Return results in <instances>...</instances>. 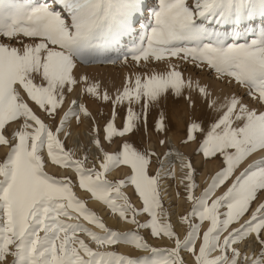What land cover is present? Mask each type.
I'll return each mask as SVG.
<instances>
[{
    "label": "snow or ice",
    "instance_id": "obj_1",
    "mask_svg": "<svg viewBox=\"0 0 264 264\" xmlns=\"http://www.w3.org/2000/svg\"><path fill=\"white\" fill-rule=\"evenodd\" d=\"M140 19L147 23L137 25ZM123 36L135 37L131 46L121 45ZM129 58L141 71L128 74L114 96L77 71L89 63L128 64ZM153 63L165 68L149 67ZM184 65L211 70L243 92L213 99L207 85L185 75ZM75 86L111 104L102 129L93 119L91 143L100 158L91 166L87 155L76 157L59 136L69 118L92 116L75 99L61 113ZM169 93L184 96L193 109L205 98L216 115L206 130L198 117H190L183 143L196 142L195 151L204 158H222L197 195L195 168L181 157L186 171L180 182L187 181L191 202L179 217L187 225L183 238L168 220L162 198L163 177L175 174L163 156L172 153L140 149L128 138L141 126L147 131L150 107ZM125 103L118 124L117 106ZM257 106L264 109V0H0V145L7 149L0 160V264H264V110ZM154 124L157 132L166 131L163 113ZM101 131L108 144L117 140L115 150L106 149ZM48 162L71 169L75 180L49 174ZM121 166L128 172L109 179L107 173ZM76 186L135 227H108L76 195ZM125 186L133 192L123 191ZM234 223L238 226L230 228ZM141 229L173 245L153 246ZM240 241L243 247L237 246ZM120 244L143 251L119 253L114 246Z\"/></svg>",
    "mask_w": 264,
    "mask_h": 264
},
{
    "label": "rangeland",
    "instance_id": "obj_2",
    "mask_svg": "<svg viewBox=\"0 0 264 264\" xmlns=\"http://www.w3.org/2000/svg\"><path fill=\"white\" fill-rule=\"evenodd\" d=\"M145 2L153 4L155 3V0H145ZM138 15L143 17L145 13H140ZM140 21L147 23V20L140 19L137 21V25L139 24ZM136 37H138V33L136 34ZM134 38H135L134 36H123L120 38V43L122 46H131V42ZM115 56H116V52L114 50L111 53L110 58L115 57ZM107 67H111V69H113L114 71H118V72L122 68L123 69L126 68L125 71H127L128 73L141 71V68L136 66L133 62H131L130 58H129L128 64H123L119 60H117L116 63H107V62L89 63V64L81 65L77 71H79L81 74H85L88 76L89 74L88 70L92 69L96 71V74L99 75L103 71H105ZM149 67H156L158 70H163L165 68V65L153 63L152 65H149ZM183 67L186 69L185 71L186 76L192 75V77L198 79L200 83L207 85L210 92L212 91L215 93L221 92L224 95L225 94L228 95L232 93V91H237L240 93L243 92L242 89L236 88L234 84L229 85L226 80L219 79V81L222 82L224 87L217 86L215 83V79L213 78V75H215V73L212 72L211 70H201V69L195 68L192 65H184ZM107 69H110V68H107ZM101 78L102 80L105 79L103 77ZM102 80L99 81L100 83H102L101 84L103 86L102 90L104 86L105 88L111 86L109 84H106L105 82L103 83ZM112 85H116V84L113 83ZM225 86L230 88V91H227L225 89ZM75 88H76L75 93L73 92V93L66 95L65 102L62 105L61 110H60L61 113L64 110H67V108L69 107L73 99L77 100L78 93H79V86H75ZM114 88L113 89L110 88V90L108 88L106 89H108L110 94H112L114 90V93H113V96H114L116 89H117V88L115 89ZM185 92L187 93V90ZM71 94L75 95V97L74 96L72 97ZM211 94H212L213 99L219 100V98L217 99L216 94L214 93H211ZM194 95H197V94L194 93ZM83 97L86 98L85 103L87 105V108L88 109L90 108L89 110L92 113V116L88 117L89 126H90L88 131L91 132L93 119H95L97 126L101 127L102 129V125L105 123L106 118L110 117V111H111L110 102L107 103L103 100H97L95 97H91L86 93L83 94ZM93 98H95L96 101ZM223 98H220V101H223ZM91 99L94 101H92ZM246 99L248 98L246 97ZM91 106L93 107L96 106V109L95 107L93 108ZM135 107H136V110L139 111V106H135ZM257 107H258V110H264V109H260L259 106ZM117 108H118V111L120 112V116L117 119V123L120 124L123 114L126 111L127 104L125 103L124 105H118ZM37 113L41 115V117L45 119L46 122H49L45 113L40 112L38 109H37ZM161 113L164 114V122L166 126V131L157 132L154 122L156 119L159 118ZM215 115L216 113L212 109H209L207 107L204 97L198 98L195 109H193L186 104L184 96L177 97L169 93V95L166 98H162L160 100L159 104H156L150 107L149 113H148V120H147V124H148L147 131L145 132L143 129V126H141V129L139 131H136L134 134H130L128 138L138 148L140 149L147 148L149 150H154L162 156L166 152H171L170 145L172 144L170 143L173 140L174 143L176 144L175 150H177V152L182 156L179 155L177 159H174L173 156H171V158L169 156H163V159L165 160L167 158H170L169 160H171V167L174 168L175 174L177 172L181 175V177L184 175V172L186 171L185 169L181 167V157H187L188 159L191 160L193 167L195 168L194 179L197 185L195 189V193L198 195L203 190V188H205L207 184L210 182L211 176L215 174V172L219 169V167L222 166V158L219 155H217L216 157L204 158L202 153L195 151L198 146L196 142L188 141L187 143H183V141L186 140L185 126L189 122L190 117H198L199 118L198 122H201L202 126L206 130L208 125L211 123L212 118ZM72 121H73V117L69 118V120L64 124L61 132L59 133V136L64 141L65 147L70 149L76 157L82 158L84 155H87L88 159L86 161V166H91V164L97 158H100V153L99 151H94V153L90 151L92 146L90 145V143L87 142V140H85L84 136L80 135V137L78 138V135L75 132L72 133V128H71L73 126ZM58 123H59V116H57L56 121L53 124V127L55 126V124H58ZM141 125H143V121H141ZM10 131H11V128H9V132ZM197 137L198 139L201 138V134L197 133ZM101 139H102V131H101ZM159 140H164L165 143L159 144L158 143ZM102 143L105 145L107 150H115L118 147V143L115 138L112 144H108V142L103 141V139H102ZM6 151H7L6 147L0 145V160L4 158ZM97 167H98V164H97ZM153 167L154 168L158 167V165H154ZM168 167L169 165L166 163L165 168H168ZM45 170L49 172V174L55 175L57 177H60L63 175H71L73 177V180H75L74 173L72 172L71 169L60 168L48 162L46 163ZM127 172H128L127 167L121 166V167L112 169L110 172L107 173V176L109 179L122 178ZM175 174L174 176L163 177L162 182H161L162 198H163L164 208L168 211V220L173 224L174 230L177 232V234L181 238H183V236L186 234L187 225L182 224L179 220V217L181 215L186 214L187 211L190 210L191 202H189L186 199L185 184L187 183V181H185L184 183H181L175 177ZM226 187H227V183L225 185L220 186L218 189H216L214 193L212 194V198H214L216 195L221 194L225 190ZM74 191L76 192V195L78 197L86 200L87 206L91 208L93 211H95L108 227L114 230H118V231H125V230L132 229L135 227L134 225L129 224L127 221L121 220L118 214L111 212V210L108 209L107 206L104 205L102 202L92 199L90 197V194L79 189L78 186L74 187ZM123 191L127 193H132L133 189L130 186H125ZM132 202L136 204V206H140V201L134 195L132 196ZM255 207L256 205L253 204L252 208L254 209ZM250 212H249V215H250ZM143 218H144L143 216L138 217V219H143ZM247 218H248L247 216L244 217V219H247ZM81 222L86 223L84 221H81ZM207 224H208L207 221L201 224V232L206 228ZM87 226L92 228L94 231H97V232L102 231L101 229L97 228L95 225H87ZM236 226L238 225L234 223L233 225L230 226V228L236 227ZM140 233L141 235H144L148 239V242L152 244L153 246L170 247L173 245V241L169 240L167 237H163V238L150 237L149 232L146 229H141ZM78 235L82 239H84L86 243H89L90 246L95 247L94 242H92L90 238L87 237L86 234L78 233ZM243 243H244L243 241H240L238 242L237 246L243 247ZM114 249L119 253L133 254V255H137L143 251V250L135 249L134 247L130 245H126V244H120L118 246H114ZM182 255H184V259L186 261H189L191 259V257L188 254H185L183 250H182ZM11 259L12 258L9 256L8 260L10 261Z\"/></svg>",
    "mask_w": 264,
    "mask_h": 264
},
{
    "label": "bare ground",
    "instance_id": "obj_3",
    "mask_svg": "<svg viewBox=\"0 0 264 264\" xmlns=\"http://www.w3.org/2000/svg\"><path fill=\"white\" fill-rule=\"evenodd\" d=\"M139 23H144L143 21H140ZM114 67V66H113ZM112 67V68H113ZM105 68V67H104ZM107 68H110V69H107ZM106 68V70L105 71H103L101 74H96V71H94V70H92V69H89L88 71H89V74H88V77H89V79L90 80H96V81H100V80H102V78L101 77H103V78H105L104 80H102L103 81V83L105 82L106 84H109V85H111V86H109L111 89H113L114 87L115 88H117V89H119V88H121L122 87V85H123V83H124V79H125V77L128 75V74H130V73H128L127 71H125V69H121L119 72L118 71H114L113 69H111V67H107ZM132 71V70H131ZM79 72V71H78ZM80 73V72H79ZM88 73V72H87ZM191 77H192V75H190ZM193 78V80H196V81H198V79H196V78H194V77H192ZM213 78L215 79V83H216V85L217 86H219V87H224V85L222 84V82L221 81H219V79H217L216 78V75H213ZM113 83H115L116 85H112ZM102 84V83H101ZM107 86V85H106ZM103 87V86H102ZM109 87H106V88H108L109 90H110V88ZM104 88H105V86H104ZM103 88V89H104ZM114 88V89H115ZM76 89V88H75ZM107 89V90H108ZM116 89V90H117ZM225 89L227 90V91H230V88H228V87H226L225 86ZM233 92V91H232ZM74 93H75V91H74ZM113 93H114V90H113ZM113 93H112V95H113ZM210 93H214V94H216L217 95V99L219 98V100L218 101H220V98H223V97H225L226 96V94L224 95L223 93H221V92H210ZM230 93V92H229ZM185 94H187L186 92H185ZM71 96L73 97H75V95H73V94H71ZM86 96V95H85ZM90 98V97H89ZM93 99H95V98H93ZM90 100V99H89ZM89 100H88V102H89ZM92 100V99H91ZM222 100V99H221ZM85 101H86V98H84L83 97V94H81L80 92L78 93V98H77V104H80V103H83V104H85V106L87 107V105H86V103H85ZM92 101H94V100H92ZM95 101H96V99H95ZM91 102V101H90ZM99 102V101H98ZM92 103V102H91ZM97 103V102H96ZM101 103V102H100ZM108 103V102H107ZM103 104V103H102ZM89 105V104H88ZM91 107H93V106H91ZM95 107V109H96V106H94ZM93 107V108H94ZM90 109V108H89ZM92 109V108H91ZM90 111V110H89ZM94 112H95V110H94ZM97 114V113H96ZM71 123V122H70ZM72 124H73V126L71 127L72 128V133L73 132H75L77 135H78V138L80 137V135H82V136H84V138H85V140H87V142L88 143H90V145L92 146L91 147V152H93L94 153V151H98V149H96V147H95V145L94 144H92L91 143V140H92V138H93V136H94V134L92 133V132H90V131H88V129H89V118L88 117H85L83 114H81V119H80V121L79 122H76V120L74 119V117H73V121H72ZM144 136V135H143ZM160 138V137H159ZM81 142V141H80ZM170 144H172V145H170L171 146V153H172V156L174 157V159H177L179 156H177L176 155V153H178L177 152V150H175V147H176V144L174 143V141L172 140L171 141V143ZM180 156H182V155H180ZM257 156H259V153H257ZM171 158V157H170ZM170 158H167V159H165V161L167 162ZM179 168V167H178ZM175 177L178 179V181H180V179H181V175L179 174V173H177L176 172V174H175ZM175 218V217H174ZM178 222V221H177Z\"/></svg>",
    "mask_w": 264,
    "mask_h": 264
}]
</instances>
